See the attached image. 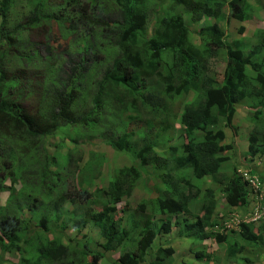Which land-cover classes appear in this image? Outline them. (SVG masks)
I'll list each match as a JSON object with an SVG mask.
<instances>
[{
  "label": "trees",
  "instance_id": "obj_1",
  "mask_svg": "<svg viewBox=\"0 0 264 264\" xmlns=\"http://www.w3.org/2000/svg\"><path fill=\"white\" fill-rule=\"evenodd\" d=\"M166 1L176 7L175 14L162 18L154 35L147 38L142 34L149 18L146 0H0V191L5 189L6 181L23 179L29 184L27 194L41 193L34 203L46 206L49 202V213L39 219L38 226L46 232L54 231L48 224L55 217L62 224L61 231L70 225L78 231L77 239L68 233H64L66 241L64 237L57 242H49L46 238L47 246L37 248L41 252L36 264H104L105 261L110 264H146L148 261V264H171L175 254L171 246L160 247L154 256L146 258L147 251L141 239L155 223L136 220L129 213V204L123 210L118 207L130 198L142 179L145 174L142 168L149 166L159 170V183L153 181V175L143 178L145 185L150 183L157 187L158 210L166 216L160 221L162 234H170L177 224L180 235L194 237L195 243L211 238L217 244L227 243L225 261L255 264V260L243 254L248 246L263 243V236L254 240L245 231L229 237L215 232L218 223L215 221V188H204L206 199L197 213H191L189 202L193 196L200 195L204 185L196 184L194 177L199 178L206 171L207 176L213 177L214 184L218 176L221 177V191L229 208L249 204L252 194L248 182L231 163L227 151L233 147H224L227 136L221 124L235 134L236 105L254 97L257 102L248 156L264 155V28L254 31L248 39L228 42L219 21L227 10V24L238 22V31L244 34V23L255 9L249 0ZM256 2L264 12V0ZM184 10L202 23V40L203 37L208 40L204 42V48L207 45L204 55L201 48L197 51L191 45ZM206 18L216 22L209 23ZM35 32L44 35L45 42L32 40ZM66 40L71 42L68 46L63 42ZM115 51L119 56L104 70L96 95L91 94L94 69L110 60ZM219 52L227 58L226 69L222 74L209 75L206 73L207 56L213 57ZM66 53L77 55L68 57ZM163 68L168 76L166 90L170 99L179 93L185 94L195 83L201 84V95L196 104L177 110L184 126L182 143L169 146L167 157L161 159L155 148L165 141L151 142L147 137H164V130L155 126L156 118L173 109L164 110V99L150 86L146 88L149 96L142 94V87L148 76L159 74ZM113 90H118L116 96ZM138 94L141 95L136 97ZM32 96L36 103L29 107L26 101ZM112 96L121 100L136 97L139 103L128 110V114L125 110L118 112L115 105L121 103ZM111 111L118 117L107 137L109 145L118 152H132L137 162L119 169L108 188L100 187L94 193L80 189L77 195L83 201L79 204L83 205L71 213L69 196L72 193L62 189L61 177L54 170L47 149V139L61 134L65 126L88 130L102 126L104 116ZM149 114H154L150 121L146 119ZM130 124L133 129L117 139L116 132L128 129ZM148 124L151 128L147 137L143 134L140 140L133 142L136 130L145 129ZM197 136L204 139L197 140ZM66 161L68 165L75 164L69 154ZM229 163L233 166L230 174L226 172ZM258 180L264 182V177ZM12 189L15 191L14 187ZM95 203L100 209L90 208ZM150 207L151 203L144 201L136 210L146 213L151 211ZM66 215H69L67 221ZM185 215H193L195 220L190 222ZM24 223L16 212L0 218L2 253L27 251L25 245L35 231L30 221H26L27 226H23ZM89 224L98 232L100 241L91 239L88 242L80 238ZM136 235L141 236V239L136 238L137 248L127 250V243ZM118 250L121 255L113 260ZM194 254L198 261H205L203 264L215 260L212 253L204 250Z\"/></svg>",
  "mask_w": 264,
  "mask_h": 264
},
{
  "label": "rangeland",
  "instance_id": "obj_2",
  "mask_svg": "<svg viewBox=\"0 0 264 264\" xmlns=\"http://www.w3.org/2000/svg\"><path fill=\"white\" fill-rule=\"evenodd\" d=\"M249 1L251 5L255 6V9H253L252 11V16H250L249 19L244 23V25L246 26V31L244 34L239 33L238 26L240 24L238 22H234L233 25L227 24V10L224 12V18L219 21L221 27L225 32V39L228 42H232L242 38L248 39L249 37L253 36L252 33L254 31L259 28H264L263 10L258 7L259 4L256 2V0ZM146 5L149 18L147 21V26L144 27L142 34H144L147 38H150L156 32V29L159 27L162 18H164L166 15L175 14L176 7H173L172 3L166 0L164 2L163 0H146ZM182 13L184 21L190 29V42L192 43L191 45L194 46L197 51H199V48H201L204 55L207 49V45L204 48V42L208 43V40L205 37H203L202 40L200 32L202 27L201 21L194 20L189 11L184 10ZM108 17L109 16L105 15V18ZM206 19L209 23L216 22L215 19ZM203 20L205 21V18ZM37 33L38 32L33 33L32 40L36 42H45L44 35ZM63 42H65V46H68V43H71L67 40ZM42 49H44L43 45ZM69 55L77 54H65V56L68 57ZM117 56H119V52L115 51L110 60L105 61L103 65L101 64L94 69L95 75L93 77L91 94L95 93L96 95L98 84L103 77L104 70L110 66V62H112V60ZM166 58L169 59V57ZM63 61L64 60H62V62ZM226 66L227 58L223 52H219L216 56L213 57L211 55L207 56V74H222L224 73ZM167 77L168 76L166 75L165 68H163L161 69L159 74L148 76L146 78L145 85L142 87V94L148 95L149 92L146 90V88L147 86H150L154 89V91L160 98L164 99V110L170 108L173 109V112L165 111L164 116H162L161 118H156L157 122L155 126L157 129L164 130V137H155L154 139L147 137L146 134H148L151 128V124H148L145 129L141 130L142 127L140 129H137L136 134L133 138V142H136V140L140 136L145 134V136L151 142L156 141L161 143V141H165L164 144L161 143L155 148L157 155L161 159L167 157L166 151L169 146H179L182 143L181 134L184 126L181 124V114L177 110L180 107L183 108L185 105L196 104L199 101L201 95V84L195 83L194 86L190 88L185 94L179 93V95L175 96L174 99H170V96L167 95L166 90V88L168 87ZM112 94L113 96H116L118 94V90H113ZM139 95L141 94L136 95V97ZM136 97H129L124 100L113 97L117 103H121L115 105L116 111L119 112L125 110L126 114H128V110H133L134 106L139 103V99H137ZM35 103L36 98L33 96L29 97V99H27L26 101V105H28L29 107L34 106ZM255 103V98H252L251 100H245L243 103H240L236 106V113L234 115L233 122L236 125L235 134L233 130L228 129L224 124H221V128L224 129L227 136L225 142L223 143L224 147L228 145H232L233 147L231 150L227 151V154L231 157L232 165L238 169V172L240 175H242L243 179L248 181L249 185L255 189V193H260V205H258L257 203V206L255 207V218L257 219L255 221V236H257V234L262 236L264 234V182H259L258 178L264 177V155H257L255 158L245 156L246 150H248L249 148L248 139L254 129V123L252 119L254 118L255 113ZM117 117L118 116L114 115L112 111L107 112L104 116L102 126L96 125L94 128H91V130L82 127L78 129L75 126H65L61 134H56L47 139V149L50 153V159L52 161L54 170L59 173L61 177L62 189L64 191L67 190L68 193H72L69 196V206L71 213L77 210L79 207H82L83 205L82 203L79 204L83 201H81V198L79 197V195H77L80 189L86 188L87 190H90L92 191V193H94L96 189H100V187L108 188L109 182L116 178L119 169L130 167L137 162L132 152H128L127 150L118 152L108 143L107 137L109 136L110 129L113 128L115 124L114 121ZM153 117L154 114H149L146 119L150 121V119H152ZM132 129L133 125L130 124L128 129H119V131L116 132L115 136L118 139L121 135H124V133L126 132H130ZM141 138H139V140ZM196 138L197 140L204 139L201 136H197ZM141 145L142 142L140 141L139 146ZM67 154L70 155L72 162L75 163L73 166L68 165V162L66 161ZM232 165L230 163L226 165V167H228V169H226V172L228 174H230L233 169ZM142 169L145 173L144 175H142V179L137 183V186L134 188L130 198L123 200L120 204H118V207L119 209L123 210V208H125L127 204H129V213H131L133 217L136 218V220L139 218L143 223L147 220L155 223L152 228L148 232H146L147 235L143 239L145 250L147 251L146 258L149 259L150 256H154L159 246L167 245L175 249L173 261L171 263L175 264V256L183 254L184 257H186L188 251L187 245L182 244V241L179 242V239L182 238L177 224L173 225L171 232L172 235H170V233L163 235L160 234V237L158 235L156 236V232L161 231L160 221L164 220L165 216H163V214H161L158 210V202L155 196L157 187L151 186L150 183L149 185H145L144 178L153 175V181H155V183H159L160 177L157 176L159 170H157V168L153 166L144 167ZM193 180L198 185H202L204 183V187H213L216 189L219 203L223 202V204L219 205L218 211L222 210V213L225 214V200L224 195L221 191L222 187L220 184L221 177L218 176V180H216V183L214 184L213 177L207 176V173L205 171L199 176V178L194 177ZM4 185L5 189L0 191V218L6 216L7 214H11V212H16L18 216L25 221L23 226H27V223H29V221L32 223V225L34 226L33 231H35V234L31 236L29 243L25 245L27 248V251L25 252L14 251L11 253H2L0 249V264H36V258L41 252L37 250V248L41 249L45 245L46 238L49 239V242H57L58 240L61 241L64 237L66 241L67 237H65L64 233H68V236L76 238V235H78L77 229L72 228L70 225L69 227H67V229L65 228L61 231L60 228L62 227V224L55 217L48 224V228H51V230L54 229V231L46 232L42 226H38L39 219L47 217V213H49L47 212L49 210L47 208L49 202L46 203V206L44 204L34 203L33 201H35L41 193L34 191L27 194L29 184H25L23 179H19L17 182L8 180ZM13 187L15 188V191L12 189ZM23 192H26V194H24ZM204 196L205 193L203 191L199 197L193 198L191 200L190 208L192 214H195L197 212L200 205L203 203ZM52 198H55L53 193ZM144 201H149L151 203V211L148 210L146 213L137 212V207L141 202ZM26 202L29 203V206ZM91 207L100 209V207H98L96 203L90 205V208ZM231 212H228V214ZM228 214L225 215L228 217ZM188 216L192 217L191 215ZM68 218L69 215H66L65 221H67ZM228 218L224 221H227ZM228 223H230L231 226H227V228H229V232L225 234H227V236H233L237 230V227H241V223L243 222L232 220V218H230ZM94 229L95 228H93L92 225L89 224L85 233L81 235L80 238L82 240L86 239L88 242H91V239H93V241H100V236ZM60 232H62V234L57 235ZM142 235H144V233H142ZM136 238L139 239L140 236L136 235L135 237H132L131 240L127 243L126 249L127 246H133V248L137 246L138 240L136 241ZM170 241H172V244H169ZM19 243L20 245H22L23 240L21 242L19 241ZM45 246H47V244ZM243 255L245 257H249L250 259H255V264H264L263 250L258 251L257 249H255V255L251 256V250L247 249ZM223 259L226 260V253L225 256H223ZM227 262L232 264V262L229 260H227ZM182 263L186 264L188 262L183 261ZM104 264L109 263L105 261Z\"/></svg>",
  "mask_w": 264,
  "mask_h": 264
},
{
  "label": "clouds",
  "instance_id": "obj_3",
  "mask_svg": "<svg viewBox=\"0 0 264 264\" xmlns=\"http://www.w3.org/2000/svg\"><path fill=\"white\" fill-rule=\"evenodd\" d=\"M252 98H254V97H252ZM252 98H250L249 100H251ZM255 101L257 102V100L255 99ZM244 102V101H243ZM243 102H241V103H243ZM240 104V103H239ZM238 105V104H237ZM236 105V106H237ZM255 105H256V103H255ZM255 112V111H254ZM263 112H264V110H263ZM248 141H249V139H248ZM249 149H250V145H249V148H248V150H246V153H245V156L246 157H248V152H249ZM257 155H261V154H257ZM256 155V156H257ZM255 156V157H256ZM251 157V156H250ZM254 157V158H255ZM252 158V157H251ZM242 176V175H241ZM244 181H246V180H244ZM248 182V181H247ZM260 182V181H259ZM261 182H263L262 180H261ZM204 188H207V187H204V185L201 187V190H200V195H201V193L204 191ZM210 188H213V187H210ZM248 188H249V190H250V193L252 194L250 197H249V204L248 205H246V206H244V208H243V211L244 212H242V211H239V208L240 207H243V206H237V207H228L227 206V204H226V199H225V196H224V200H225V206L226 207H228V209L226 208V207H224V209L226 210L225 211V214H228V212H231L232 210V212L231 213H229L228 214V217H230V218H232V220H236V221H249L250 223H253L254 225H255V221L257 220L256 218H255V207L257 206V203H258V205H260V199H259V196H260V193H255V189L254 188H252L250 185H249V183H248ZM221 189H223V187L221 188ZM203 190V191H202ZM204 193H205V196H206V191H204ZM223 193V192H222ZM199 195V196H200ZM223 195H224V193H223ZM198 196V197H199ZM204 196V200H203V202L205 201V199H206V197ZM194 198H196L197 196H193ZM193 199V198H192ZM216 200H217V213H216V215H217V218L215 219V221H217L218 223L216 224V226H215V228H214V230H215V232L216 233H219V235H222V236H224V237H229V236H227V234H225V233H228L229 232V228H227V226L228 227H230L231 225H230V223H228V221L230 220V218H228L225 214H223L222 213V210H219L218 211V208H219V205L220 204H223V202H221V203H219V198H218V196H217V193H216ZM191 202V201H190ZM190 202H189V206H190ZM203 204V203H202ZM201 204V205H202ZM200 205V206H201ZM244 209H246V210H244ZM190 210H191V208H190ZM191 213H192V211H191ZM197 213V212H196ZM237 215V216H236ZM163 216H165V215H163ZM192 217H190V216H188V215H185L184 217L185 218H187L188 220H190V222H192V221H194L193 220V215H191ZM228 218V220L227 221H224L225 219H227ZM164 219H166V216H165V218ZM175 219V218H174ZM174 219H173V222H174ZM242 224V223H241ZM242 226L243 225H241V227H237V230H236V232H242V231H245V230H243L242 229ZM225 227H226V229H225ZM161 228V227H160ZM173 228V227H172ZM246 232V231H245ZM248 234V233H247ZM248 236H249V238H252V239H254V240H258V234H257V236H255V228H252V234H248ZM263 236V238H264V234L262 235ZM181 237H186V236H181ZM194 238V237H193ZM212 239V238H211ZM214 240V239H213ZM194 243H195V238H194ZM197 244V243H196ZM222 244H224L225 246H226V244L227 243H222ZM167 247H169V246H165V247H161V248H167ZM160 248V247H159ZM226 249H227V247H226ZM247 249H250L251 250V256H254L255 255V249H257L258 251H261V250H263V252H264V242L263 243H259L258 242V244L255 246V245H252V246H248V248H246V250ZM175 250V249H174ZM245 250V251H246ZM157 251V250H156ZM254 252V253H253ZM174 257V256H173ZM253 260V259H252ZM255 260V259H254Z\"/></svg>",
  "mask_w": 264,
  "mask_h": 264
},
{
  "label": "crops",
  "instance_id": "obj_4",
  "mask_svg": "<svg viewBox=\"0 0 264 264\" xmlns=\"http://www.w3.org/2000/svg\"><path fill=\"white\" fill-rule=\"evenodd\" d=\"M226 208L228 209V207H226ZM243 208H244V206L240 207L239 211L244 212ZM244 210H246V209H244ZM242 225H243L242 226L243 230H245L248 234H252V228H255V225L253 223H250L249 221H243ZM160 234H162L161 231L156 232V236L158 235L160 237ZM146 235L147 234H145L144 237H146ZM170 235H172V233ZM144 237L141 239V236H140V239L143 241ZM181 238L182 239H179V242L182 241L181 242L182 244H186L188 251H187L186 257H184L183 254L175 256V264H177V263L181 264L183 261L188 262L186 264H189V263L190 264H203L205 261L204 260L198 261L195 257V254H194L196 251H200V250H204L207 253H212L215 256V260H212V262L210 264H231V263H229L223 259V256H225V253H226V246L224 244H217L213 239H208L206 241H203L202 243L196 244V243H194L193 237H181ZM171 242L172 241H170L169 244H172ZM137 246H138V244H137ZM137 246L135 248H133V246H131V247L127 246V250H131V251L135 250L137 248ZM165 246H167V245H165ZM165 246H159V247H165ZM127 252H129V251H127ZM177 252H181V251H177ZM120 255H121V250H118L117 252L114 253L113 260H115V259L117 260ZM146 264H148V263H146Z\"/></svg>",
  "mask_w": 264,
  "mask_h": 264
}]
</instances>
